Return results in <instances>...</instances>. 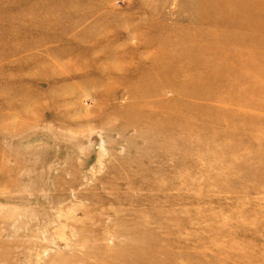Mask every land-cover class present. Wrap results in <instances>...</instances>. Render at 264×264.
<instances>
[{"label": "rangeland", "instance_id": "374dc122", "mask_svg": "<svg viewBox=\"0 0 264 264\" xmlns=\"http://www.w3.org/2000/svg\"><path fill=\"white\" fill-rule=\"evenodd\" d=\"M0 264H264V0H0Z\"/></svg>", "mask_w": 264, "mask_h": 264}]
</instances>
